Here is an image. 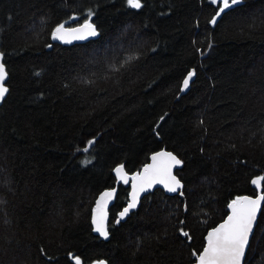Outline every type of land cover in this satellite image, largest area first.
Masks as SVG:
<instances>
[{
	"label": "trees",
	"instance_id": "obj_1",
	"mask_svg": "<svg viewBox=\"0 0 264 264\" xmlns=\"http://www.w3.org/2000/svg\"><path fill=\"white\" fill-rule=\"evenodd\" d=\"M141 4L0 0V264H194L234 200L264 195L252 183L264 177V0L214 25L210 0ZM86 22L99 39H52ZM162 150L182 161V194L157 189L118 225L130 192L119 185L110 238L96 236L115 169L139 172ZM245 264H264V208Z\"/></svg>",
	"mask_w": 264,
	"mask_h": 264
},
{
	"label": "snow or ice",
	"instance_id": "obj_2",
	"mask_svg": "<svg viewBox=\"0 0 264 264\" xmlns=\"http://www.w3.org/2000/svg\"><path fill=\"white\" fill-rule=\"evenodd\" d=\"M210 3L212 5H218L215 15L210 20V23L214 25L217 17H219L221 13L225 12L226 9L241 4L242 0H210ZM127 4L137 9L142 6L141 0H127ZM96 34L94 26L87 22L80 28H65V25L62 23L52 32V39L70 42V40L66 39L67 37L84 39L87 35L95 36ZM50 46L51 45H49V47ZM0 56H2V54H0ZM38 74L39 73H37V75ZM193 74L194 73H189L188 77L184 79L183 88L181 90L188 87L189 80ZM6 78L7 72L5 70V65L0 63V100L4 98L8 91L7 87L4 86ZM92 143L93 141H89L83 151L87 152ZM152 160L154 163L144 169L143 175L132 178L133 181H138L139 183H133L132 201L129 203L128 207L120 213L121 219H123L130 209L136 207L139 192L151 188L154 183L164 184L170 192H175L177 188L181 187L180 182L171 172L173 164L179 165L181 163L180 160L171 153L165 152L154 155ZM87 162L90 161H85V163ZM115 172L124 180V183H128L122 167L116 168ZM262 180H264V177L254 179L252 183L259 186ZM111 195V192H105L101 196V201H103L105 197H110ZM261 201H264V195L259 196L257 199H249L247 197L237 199L230 204L232 214L224 223L208 233L206 238L207 245L203 249V252L197 255L199 264H242ZM100 207V202H98V215L93 220L95 224L94 230L100 233L101 236L107 238L108 233L104 224L105 215L102 211H99ZM119 222V220L116 221V223ZM183 235L187 236V233H183ZM75 264H81L78 257L75 258Z\"/></svg>",
	"mask_w": 264,
	"mask_h": 264
},
{
	"label": "water",
	"instance_id": "obj_3",
	"mask_svg": "<svg viewBox=\"0 0 264 264\" xmlns=\"http://www.w3.org/2000/svg\"><path fill=\"white\" fill-rule=\"evenodd\" d=\"M92 25H93V24H92ZM81 26H82V25H81ZM81 26H78V27H75V28H80ZM93 26H94V28H95V30H96V33H97L95 36L87 35L84 39H73V38H71V37H67L66 39L70 40V42H64L63 40H55V41H57V42H59V43H62V44H66V45H74V44H83V43H87L88 41H94V40H97V39H99L100 34H99V32L97 31V28L95 27V25H93ZM0 63H2V61H1V56H0ZM5 70H6V69H5ZM8 80H9V76H8V74H7V78H6V80L4 81V86L7 87L8 91H7V93L5 94L4 98H3L2 100H0V108L2 107V105H3V103H4L5 99H6V97H7L8 94H9V88H8V86H7V82H8ZM190 84H191V81L189 80V85H188L187 88H184V89H183V94H186V93L189 91V89H190ZM161 152L171 153V152H167V151H165V150H162V151H160V152H157V153L151 155L149 162H148L146 165L143 166V168L141 169V171L136 172V173H134V174H131V175L127 174L126 171H125V169H124V167H123V166H119V167H122V168H123L124 176L127 178L128 183H127V184L124 183V180L121 179V178L116 174V172H115V176H116V179H117V187H115V188L112 189V190H104L103 192H101V193L98 195V197H97V199H96L95 207H94L93 212H92V217H91V220H92V226H93V232H94V234H95L96 236L102 238L103 240H109V238H110L109 233H108V225H109V219H110V210H111V208L113 207V205H114V203H115V201H116V197H117V194H118V186H119V185L129 186V188H130V192H129V201H128V205H129V203H131V201H132V191H133V187H132V185H133V183H137V184L139 183L138 181H133L132 178H133V177H136V176H138V175H143V174H144V169H145L146 167H148V166H150V165H152V164L154 163L153 160H152V157H153L154 155L158 154V153H161ZM171 154L174 155L173 153H171ZM174 156H175L178 160H180L176 155H174ZM180 161H181V160H180ZM182 166H183V164H182V161H181V163H180L179 165L173 164L172 169H171L172 175L175 176V178L180 182L181 187L177 188V190H176L175 192H170V191L167 190V188L164 186V184H161V183H154V184L152 185L151 188H148V189L145 190V191H140L139 194H138L136 207L130 209V210L128 211V213L123 217V219L120 218V213L122 212V211H121V212L118 214V217H117V220H119L120 222L117 223V224L119 225V224H121L122 222L126 221V219L131 215V213H133L135 210H137V209L139 208V206H140V204H141V201H142L146 196H148L149 194L153 193V192L156 191L157 189H161V190H163V191L166 193V195H168V196H175V195H177V194H182V191H183V189H184V184H183V182H182V181L177 177V175H176L177 171H178L179 169H181ZM117 168H118V167H117ZM105 192H111L112 195H111L110 197H105V199H104L103 201H101V196H102ZM261 195H263V194H262V193H259V195L254 196V197H251V196H244V197H242V198L247 197V198H249V199H257V198H258L259 196H261ZM239 199H241V198H239ZM98 202H100V205H101L99 211H102V212L104 213V215H105L104 224H105V227H106V230H107V233H108L107 238H105L104 236H101L100 233H98V232H96V231L94 230V229H95V224L93 223V220H94V218H96L97 215H98V209H97V203H98ZM128 205H127L125 208H127ZM125 208H124V209H125ZM263 208H264V201H261L260 208H259V210L257 211L256 220H255V222H254V224H253V230H252V233L250 234L249 244H248V247H247V249H246V251H245V255H244V258H243L242 264H245V260H246L247 252H248V249H249V247H250V244H251L252 238H253V236H254V233H255L256 227H257V225H258L259 217H260V214L262 213ZM228 211H229V214H228L227 218L232 214V209L230 208V206H229V208H228ZM227 218H226L223 222H221L219 225H221L222 223H224V222L227 220ZM117 220H116V221H117ZM219 225H218V226H219ZM218 226H217V227H218ZM217 227H216V228H217ZM214 229H215V228H214ZM212 230H213V229H212ZM212 230H210V231H212ZM210 231H209V232H210ZM209 232H208V233H209ZM207 235H208V234H207ZM206 238H207V236H206ZM206 245H207V239H206L205 247H206ZM205 247H204V248H205ZM202 252H203V251H202ZM202 252H201V253H202ZM101 262H102V264H107L105 261H99V262H95V263H93V264H101ZM194 264H199L198 260H197Z\"/></svg>",
	"mask_w": 264,
	"mask_h": 264
}]
</instances>
